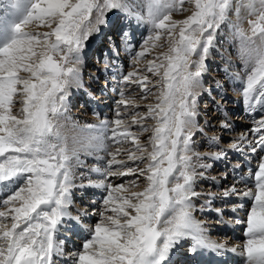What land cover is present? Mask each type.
I'll list each match as a JSON object with an SVG mask.
<instances>
[{"label": "snow or ice", "instance_id": "obj_1", "mask_svg": "<svg viewBox=\"0 0 264 264\" xmlns=\"http://www.w3.org/2000/svg\"><path fill=\"white\" fill-rule=\"evenodd\" d=\"M22 2L13 0L10 7L19 11ZM184 2L147 0V15L137 16L151 27L142 49L134 52L133 64L163 47L158 42L165 34L168 50L146 62L147 73L157 77V83L148 74L130 71L122 75L121 84L138 86L142 97L154 96L156 102L147 104L146 112L133 114L130 121L121 118L118 107L112 120L83 126L73 123V128L86 135L73 137L78 147L71 150L55 121L65 116L70 90L81 86L85 43L101 31L106 14L126 10L127 5L124 0H28L11 35L6 34L0 18V191L5 196L0 200V264H56L55 257L64 255V241L58 239L60 227L65 217H71L73 190L78 187L102 189L105 195L99 219L94 225H84L87 235L82 249L70 254L72 264H176L173 257L185 241H191L190 251L196 255H202V250L237 252L236 247L228 249L213 241L193 216V198L199 194L193 187L197 165L190 155L205 57L231 0H187L194 4L191 15L174 20L172 13L180 11ZM33 23L50 30H27ZM249 23L254 34L264 37V15ZM194 55L198 59L193 60ZM119 95L117 104L126 106L127 116L128 108L135 107L133 99L125 87ZM242 96L247 111L262 114L252 129L258 139L247 141L248 149L256 153L264 150V58L251 67ZM15 100L22 104L18 115L13 114ZM148 119L154 123L146 124ZM133 125L140 132L130 131ZM221 127L229 126L225 122ZM144 133L150 134L141 143ZM216 139L210 138L212 142ZM129 140L132 149L113 150V145ZM245 140L247 135L242 134L230 149L243 151L240 141ZM122 152L127 160L117 159ZM225 154L221 149L206 155L218 159ZM81 155L103 162L90 169L101 179L90 180L88 185L75 183L74 169L83 164ZM145 160L143 168L128 165V161ZM130 175L136 179L127 184L114 185L109 180ZM140 178L146 186L131 191ZM250 178L254 191L249 188L241 193L233 185L223 197L251 198L246 240L239 255L242 264H264V157L254 176L250 170Z\"/></svg>", "mask_w": 264, "mask_h": 264}, {"label": "bare ground", "instance_id": "obj_2", "mask_svg": "<svg viewBox=\"0 0 264 264\" xmlns=\"http://www.w3.org/2000/svg\"><path fill=\"white\" fill-rule=\"evenodd\" d=\"M0 1L2 2V3L0 2V5L1 4L3 5L2 7H0L1 8L0 9V18H3V20H4V27H5L6 34L7 35H11L12 25L15 24L16 22L20 21V19L22 18L23 12L27 8L28 0H23L21 9L19 11H17L15 9H13L12 7H10L11 3L13 2V0H0ZM124 2L127 5V9L126 10H112L113 13H114L113 16L111 18H108L106 16V23L101 26V31L99 33H96L94 35V38H93V41L94 40L97 41L98 38L104 34L105 31L109 30V32H110V31L113 30L112 28H114V30L117 31L118 28H119V32L117 33L118 36L114 33L112 36L109 37L110 38L109 40L111 41V39H112V46H111L112 51H111V53L113 54V52L116 53L118 51V54H119L120 58H121V56H124V54H122V50L120 49V47H122L123 45L120 44V42L117 45L116 44L117 40L124 39V47L129 46V45H131L130 43H133L134 40H136L137 38H139V35H141V33H143V31H145V30H147V38H148V34L150 33L149 29L151 27V25L146 20H142V19H138L137 18V16H146L147 15V8H146L147 0H124ZM192 5L191 6L190 5L189 6L186 5L185 7L191 8ZM185 11L186 10L184 8V12ZM184 12L181 13V14L179 13L180 15H177L174 12L175 15L172 14V18L174 20H184V19H186V16H188L190 13L189 14H187V13L185 14ZM239 15H240V13H239ZM231 16H236V15L232 13ZM118 20H119L120 23L117 25V27H112L114 25V21L116 23ZM47 29L48 28L46 26H44V25H37L35 23L30 24L27 27V30L35 31V32H46ZM219 29L222 30L221 27H219ZM48 30H50V29H48ZM222 32H224V31L222 30ZM222 32L221 33L220 32L216 33L217 35L215 36L216 38H214L215 40H214L213 45L215 47H217V46L219 47L218 50H219L220 56H222V60L224 58L225 61H226L225 63H227V64H229L231 66V67H229V66L228 67L231 68L232 71H235V73L237 74L238 70H240V68L237 67V60H236V58H231L230 57L232 55V53L226 52L229 49V45L227 43L230 44V42H231V40L229 39V33L228 32L227 33L224 32L222 34ZM120 36H122L124 38L119 39ZM165 36H166V34H165ZM221 37L222 38L223 37L225 38V41L223 39V41H224L223 47H221L220 45H218L219 38H221ZM164 39H166V38H163L162 37V39L158 43L161 44L162 41H164ZM128 43H129V45H128ZM107 45H109V44H107ZM84 49L85 50H83V52H82V62H81V65H80L81 86L80 87H74L73 89L70 90L71 95L69 97L68 107L70 108L71 107V103L73 101L74 102L76 101L77 96L79 97V100L81 98H83L85 101H87V103L86 102H85L86 104L85 103H83V104L77 103L76 107L78 105H80V108L83 107L85 109H86V107L87 108L92 107L91 104L93 103V101L92 100L89 101V97H88V95H89V96H91L93 98H99V99H97L94 102V104H98L99 103L100 106L103 107V111H104V110H107L105 108H107L108 104H110V102L112 101V97H114L113 95H117V97L114 98L115 99L114 100L115 102L113 101V103H114V106L113 107L115 108L114 109V113L116 112L117 108L119 107V108H121L123 110V111L121 110L122 114H124V110H125V107L126 106H124V105H119L118 106V105L115 104L120 99L119 92H120V88L121 87L118 89V87H116V86L114 87V86H111L110 85L111 88L108 91H106V92H105V89L104 90L101 89L102 87H104L103 86L104 84L107 85V87H108V82L109 81L108 82L106 81L108 75H106L105 72L103 73L104 77H99L102 80L94 81L91 84L92 89H89V87L86 86L87 84L82 82V79H83L82 73H85V72H87V74H91L92 73L94 75V76L92 75L94 78H96L95 75L97 74V71H92V69H90L89 67H87L88 62L86 63V65H84V62H83L84 59H85L84 56H86V53L88 51V49H86V46H85ZM97 49H100L98 45H97ZM123 53H125V51ZM88 54L90 56V53L89 52H88ZM216 55H217V53H216ZM111 56L113 57V55H111ZM212 58H213V56H212ZM218 59H220V58H217V60ZM92 60H94V59H92ZM210 60H212V59H210ZM89 61L91 62V60H89ZM113 61H114V59H113ZM222 62L224 63V60ZM93 63L94 64L91 65V67H93L94 65L97 66V67L99 65H102V67H103V65H104L103 63H100L99 57L97 59V62L96 63L93 62ZM115 63L116 62L114 61V64ZM242 65L244 66V68L247 67V65H245V64H242ZM97 67H95V68H97ZM102 67H100L99 69L101 70ZM222 67H224L223 64L220 65V69H222ZM206 70H208V69H207V66L205 65V69H204V71L202 73V76H201V87L197 90L198 91V97H199V95L201 96V92L202 91H204V94L206 92L209 93L208 96H210V99L212 100V103L211 104L213 105L211 107L212 108L214 107L213 110L216 111V114L213 115L212 113L209 114V113L201 112L200 109H199V107L197 106V109H199L200 116L203 117V121L204 122H208V120H209V116L208 115L211 116V114H212L213 116L216 115V117H218L219 115L221 116L220 117L221 119L219 120V123L217 124L219 126L218 127L219 129H217L216 131L214 130V132H210V133H212V135H215V134H217V133L220 132V130H221L220 129L221 128L220 125L222 123H225V120H227V124L229 126L228 129H231V127H232V129H234L233 128V125H235V124L238 123L239 125H238V127H236L235 131H231V132H234L235 133V137L236 138H238L242 134H246L247 135V140L240 141L241 147L243 148V151H241V152H245L246 153L249 150L248 147H247V141L248 140L253 141L254 139H256L257 136H255L254 133L252 132V129L255 126L254 127H251V128H247L248 123H246L245 119H244L245 122H243L240 119V116H239V113L238 112H240L241 111L240 108H242L241 113L243 114V112H246L250 118H251V113H253V112L247 111L246 110V105L244 103H241L240 100L238 99V96L239 95L237 97H234V95L237 94V93H234V91L232 89H230V88H229V90H232V91L229 93L228 90H225L222 87V85H223L222 83L220 84V89H221L220 92H219L220 93V95H219L220 98L217 101L216 100V97L214 96L215 94L212 93V91H211V88L213 89V87H215L214 86L215 82H212V79H214V81H217V79H218L217 83H220L222 81V79L221 78L220 79L217 78V75H216L217 73L212 72V71H209L207 73ZM89 71H91V72H89ZM221 71H226L225 67H224V70L222 69ZM99 73H102V72H99ZM21 75H26V74L25 73H21ZM235 79L238 80L237 76H236ZM111 80H114V79L111 78ZM240 81H243L244 82V79L242 78ZM97 82L99 83V86H98V88L100 89L99 91H96L97 86L94 84V83H97ZM237 83H239V82H237ZM113 87L115 88V90H113ZM217 87H218V85L216 86V89H217ZM84 93H86L85 97L83 95ZM231 93H233V96H232ZM116 98H117V100H116ZM204 100H205L206 104H209L206 99H204ZM214 100H216V101L214 102ZM197 102H198V99H197ZM135 103H136V100L133 99V104L136 107L137 104H135ZM73 110L74 109H72V107H71L70 108V111L72 112V114H73V112H75ZM67 111H69L68 108L66 110L65 115L68 118V120L72 122V119H74L73 118L74 116H72V115L69 114L70 111L68 113H67ZM95 111H96V109H95ZM135 111L136 110L134 108H128V115L127 116L124 115V119H127L128 121H130L131 120V116L133 114H135L134 113ZM79 113H82V115H84L85 120H81V122H83V123H88V120H89V122L91 124H96L97 121H100L101 119L102 120H108V118H109V115H106L103 118H101V117L94 118L95 116H93L91 113H89L87 111L86 112H79ZM141 113H142V111H141ZM260 113L261 112H259V114ZM88 115H91L90 118L88 117ZM237 116H238V118H237ZM234 117H235V119H234ZM256 117H257V115H256ZM257 118H255V120ZM238 119L241 120V122L240 121H237ZM233 122H235V123H233ZM199 126L202 127L201 125H199ZM215 126H216V124H215ZM198 131L200 133V136H201V134H203L206 137H209L210 138V134L207 133V132H205V129H199ZM262 133H264V132L262 131ZM221 136L222 135H220V137ZM213 137H216L217 138L216 141L214 142L215 143V151H213V152L211 150L210 151L209 150L207 151V150H205V148H204L203 151L200 150V153L203 154V155H201L202 157L199 155L201 157V159H199L200 161H197L196 160V162H195V164L197 165V162L200 163L205 156H206V158L207 157L209 158L207 160V164H206L207 167H199V166H197V168H196L197 175H196V180H195V183L194 184H196V183H199V184L197 185V189L194 190V191L196 193H198L199 195H197L196 197L193 198V204H194L193 216L207 230V235H208V229H211V228L213 229V224L215 223V220H214V209L217 208V207H219L218 201H220L222 199V202L220 203V205H221L223 202H225L228 198L231 197L232 200L230 201L229 204H232L233 205L236 202V201H234L235 194L230 195L229 197L225 198V197H223V192L226 189H230L233 185L240 192H243L244 190H246V188L244 186L236 185L235 183H233L229 179V177L226 178V176H227L226 169L228 168L227 166H224L223 164L220 165V166H218L219 163L222 162V160H223V158L225 156H231V151L228 148H229V145L235 140L234 135L232 134V136L228 140H223L222 139V141L229 142L228 144H224L222 148H221L222 144H220V142L221 143H223V142L220 140V137H218L216 135L213 136ZM200 138L201 137H198V139L195 140L194 143L199 142V139ZM140 140H142L141 137H140ZM200 140L202 141V139H200ZM128 142H131V143H128ZM128 142L123 143L121 146H117V145L116 146L117 147H123L125 149L132 148V147H129V146L132 145L133 142L131 140H129ZM217 147H218V149H217ZM221 149L226 150V154L224 156L218 158V159L206 155L208 152L218 153V152L221 151ZM194 154H196V152H194V151L192 153H190V155H194ZM195 156L193 158V163H194V160H195ZM262 157H264V154H262L260 156V158L258 160V164L260 163V160H261ZM108 159H109V157H108ZM203 162H205V160ZM73 163H74V161H73ZM130 163H133V166L132 167L143 168V167H145V164L147 163V161L144 164H142V165L141 164H138V161H131ZM203 164L205 165V163H203ZM99 165L100 166H103V162H100ZM211 165L213 166L212 168L214 170V173H213V176L212 177H207L206 173L207 174L210 173V170H207V172H206V170L204 171L203 168L208 169L209 167H211ZM93 166H95V164H92V166L91 167H88V168H92ZM214 167H215V169H214ZM81 169L82 168H79V171H77V172H80L81 174H83V176H85L87 179L86 180H83V181H81V179L80 180L79 179H76L75 180V183L77 185H80V184L88 185L90 180L91 181H95V180H98V179H101L102 178V177H100V178H92V177H89L88 178L87 175H86L87 171L85 173V171H81ZM80 175L78 174V176H80ZM130 177H131V175H130ZM200 177L203 180L204 179L205 180H209L210 182L207 183V184H205V185H202L203 182H198V180L200 179ZM111 180L113 182L115 181L114 178H112ZM201 185H202V187H200ZM219 185H222V187H220ZM145 186H146V182H145ZM145 186H143L141 189H133V190L131 189V191H142ZM97 190L102 191L101 189H96L94 187H78V188L74 189L73 190V197H72L73 198V203H72V205L69 208V211L71 213V217H66L65 222L69 223L70 219L73 221V218L72 217H76V216H81V219H79V220H80V224H82V225L83 224H89V223L95 222V220L97 218H99L98 213L102 210V204H103V200H100L99 201L95 197V195L97 194L96 193ZM91 193H95V194H91ZM104 195H105V193H104ZM104 195H102V199H103V196ZM80 197H82V201H80V202L77 203L76 199L77 198H80ZM81 210H83V212H86L87 215H82ZM109 214H111V213H109ZM66 230H68V228H67V226H64V230L63 231L65 232ZM227 237H228V234L225 235V236H221L220 238L221 239H226ZM217 238H219V237L217 236ZM58 239L59 240H62L60 237ZM220 241L221 240H219V242ZM221 242H226V241H223L222 240ZM63 251H64V255L63 256L55 257L56 264H61V262H60L61 259H67V257H69L71 253L75 252V250L74 251H72V250L67 251V248H66L65 245H63Z\"/></svg>", "mask_w": 264, "mask_h": 264}, {"label": "rangeland", "instance_id": "obj_3", "mask_svg": "<svg viewBox=\"0 0 264 264\" xmlns=\"http://www.w3.org/2000/svg\"><path fill=\"white\" fill-rule=\"evenodd\" d=\"M1 2V1H0ZM2 3V2H1ZM232 3H233V8L230 10V16H231V14L233 13V14H235L236 16L237 15H239V13H240V10H239V8L238 7H236L235 5L237 4V0H232ZM186 5H192V4H190V3H188L187 2V0H185V2L183 3V4H181L180 5V11H176L175 13L177 14V15H180L181 13H183L184 12V8H185V14L187 13V14H189V15H191V13H192V11L194 10V4L192 5V7L191 8H187V7H185ZM3 5L1 4L0 5V7H2ZM1 9V8H0ZM175 13L173 12L172 14H174L175 15ZM180 13V14H179ZM113 11L111 10V12L109 13V14H106V16L108 17V18H111L112 16H113ZM188 15V16H189ZM188 16H186V18L188 17ZM121 17V16H120ZM134 21V20H133ZM122 22V21H121ZM120 22H119V20L115 23V21H114V25L112 26V27H117V25L119 24ZM116 25V26H115ZM220 27L222 28V30L225 32V33H229V29H230V24L229 23H222L221 25H220ZM113 29V30H112ZM111 30L112 31H110L109 32V30H107V31H105L104 32V36L102 35V36H100L99 38H98V40L97 41H93V38H94V35L96 34H93V36L90 38V40L89 41H87L85 44V46H86V49H88V51H87V53H86V56H84V65H86V63L88 62V64H87V67H89L90 69H92V71H97V74L95 75L96 76V78H94L93 76V74L91 73V74H87V72H85V73H82V76H83V79H82V82L83 83H86L85 85L87 86V87H89V89H92V87H91V84L94 82V81H97V80H102L101 78H99V77H104V75H103V73L105 72L106 73V75H108V77H107V79H106V81L108 82V81H111V83H110V85L111 86H116V87H118V89L120 88V87H122L123 85L121 84V77H122V75L123 74H127L128 72H130V71H140L141 72V74H148L149 75V77H150V79L152 80V82H153V84H155V83H157V80H158V78L157 77H153L152 76V74L151 73H147V67H146V62L148 61V60H153L156 56H158L160 53H162V52H166L167 50H168V44H167V39H164V41H162V43H161V45H163V47H157V48H155V49H153L151 52H149V53H146L145 54V57H143V58H141L140 59V62H139V64H137V65H134L133 64V56H134V52H136V51H140L141 49H142V46L144 45V42H145V40L147 39V30H145V31H143V33H141V35H139V38H137L136 40H134L133 41V43H130L131 45H129V43H128V45L129 46H126V47H124V39H122V38H124V37H122V36H120V38L119 39H122V40H117V42H116V44L118 45V43L120 42V44H122L123 46L122 47H120V49L122 50V54H124V56H121V58H120V56H119V54H118V51L116 52V53H114L113 52V54L111 53V51H112V48H111V46H112V39H111V41L109 40L110 38V36H112L114 33L117 35V33L119 32V28H118V30L117 31H115L114 30V28H112ZM222 30H220L219 28L217 29V31H216V33H218V32H222ZM46 31H49L48 29L46 30ZM224 32H222V34L224 33ZM150 35V33L148 34V36ZM217 34H215V36H216ZM118 36V35H117ZM214 36V38H216ZM104 37V38H103ZM143 37V38H142ZM163 38H166V36H164ZM223 39H224V41H225V38L223 37H221V38H219V43H218V45H220L221 47H223V45H224V41H223ZM215 40V39H214ZM92 41V42H91ZM107 44H109V45H107ZM228 45H229V49L226 51V52H228V53H232V55L230 56L231 58H236V51H235V44H234V42L233 41H231L230 42V44L229 43H227ZM97 45L99 46V48L100 49H97ZM88 46V47H87ZM104 46V47H103ZM103 47V48H102ZM126 48V49H125ZM218 46L217 47H215L214 45H212V46H210V49H209V52H208V54L206 55V57H205V61H204V63H205V65L207 66V69L208 70H206V72L208 73L209 71H212V72H215V73H217L216 75H217V78H221L222 79V81L220 82V83H217V81H218V79H217V81H214V79H212V82H215V84H214V86L215 87H213V89L211 88V91H212V93H214L213 95L216 97V100L218 101V99L220 98L219 97V95H220V84L222 83L223 85H222V87L225 89V90H228V92L230 93L232 90L234 91V93H237V94H235L234 95V97H237L238 95V97L239 98H241V100H243V96H242V92H243V86H244V83L246 82V79H247V76H248V74L251 72V67H249L248 65H247V67H245L244 68V66L242 65V63H241V61L240 60H238L237 58H236V60H237V67H239L240 68V70H238V72H237V74L235 73V71H232L231 70V68H229V67H231L229 64H227V63H225L226 61H225V59L223 58V60H224V63L222 62L223 60H222V56H220V54H219V50H218ZM158 49V50H157ZM222 49V48H221ZM85 50V49H84ZM127 50V51H126ZM125 51V53H123ZM231 51V52H230ZM88 52L90 53V56H89V54H88ZM235 52V53H234ZM105 53V54H104ZM216 53H217V55H216ZM215 54V55H214ZM100 55V56H99ZM111 55H113V57L111 56ZM209 56V57H208ZM212 56H213V58H212ZM217 56V57H216ZM235 56V57H234ZM98 57H99V61H100V63H103L104 65H103V67H102V65H99L98 67L97 66H93V67H91V65H93L94 63L93 62H97V59H98ZM105 57V58H104ZM217 58H220V59H218L217 60ZM57 59H59L58 57H57ZM92 59H94V60H92ZM113 59H114V61L118 64V65H116V63L114 64V61H113ZM192 59L193 60H196V59H198V56H193L192 57ZM210 59H212V60H210ZM89 60H91V62L89 61ZM217 60V61H216ZM217 62V63H216ZM207 63V64H206ZM221 64H223L224 65V67H225V69H226V71H221L222 69L224 70V67H222V69H220V65ZM229 66V67H228ZM243 66V67H242ZM95 67H97V68H95ZM100 67H102L101 68V70L99 69ZM95 68V69H94ZM105 68V69H104ZM100 70V71H99ZM87 71V70H86ZM89 72H91V71H89ZM99 72H102V73H99ZM223 74H222V73ZM227 72V73H226ZM93 75V76H92ZM110 76V77H109ZM236 76H237V78H238V80L237 79H235L236 78ZM241 76V77H240ZM111 78H113L114 80H111ZM244 79V82L243 81H240L241 79ZM89 79V80H88ZM240 79V80H239ZM237 82H239V83H237ZM207 83V82H206ZM96 86H97V89H96V91H99L100 89L98 88V86H99V83H94ZM207 85V84H206ZM218 85V87H217V89H216V86ZM123 87H125V89H126V95H129L132 99H135L136 100V103L135 104H137L136 105V107H134V109L136 110L134 113H141V111H142V113H144V112H146L147 111V108H146V105L147 104H150V103H152V104H154L155 102H156V100H155V98H154V96H148V97H142L141 96V89L138 87V86H136V85H132V86H123ZM233 87V88H232ZM229 88L230 89H232V90H229ZM121 89V88H120ZM94 90V89H93ZM158 91V89L157 88H152V92L153 93H156ZM232 94V96H233V93H231ZM258 94V93H257ZM84 95H85V93H84ZM209 95V93H205L204 94V91H202L201 92V96L199 95V97L197 98L198 99V102H197V106L199 107V109H200V111L201 112H204V113H212L213 115L214 114H216V111H214L213 110V108L211 107V106H213L211 103H212V100L210 99V96H208ZM114 97H112V102H111V104L107 107V110H111L109 113H108V115H109V118H108V120H112V118H115V113H114V109L115 108H112L111 109V106H112V104H113V100H115L114 98L115 97H117V95H113ZM204 99H206L207 100V102L209 103V104H206V102H205V100ZM116 100H117V98H116ZM138 100V101H137ZM216 100H214V102L216 101ZM115 102V101H114ZM138 102V103H137ZM77 103H79V101H78V97L76 98V101L74 102H72L71 103V107H72V109H74L73 111H75V112H73V114H72V112L70 111V108L68 107V110L70 111H67V113L69 112V114L70 115H72V116H74L73 118L74 119H72V123H76V124H78V125H80V126H83V125H87V124H91L90 122H89V120H88V123H83V122H81V120H85V118H84V115H82V113H79V112H86L87 111V108L85 109V108H80V105H78L77 107H76V105H77ZM116 105H118L117 103H115ZM205 104V105H204ZM17 106V107H16ZM76 108H75V107ZM208 107V108H207ZM22 108V104H21V102L19 101V100H15V102H14V104H13V114L14 115H18L19 114V111H20V109ZM81 109V110H80ZM120 109V111L122 110L121 108H119ZM199 109H197V113H198V115H197V118H196V121H197V129H205V132H207V133H209L210 134V138L211 137H213V136H218V137H220V135H224L223 137L221 136L220 137V140L222 141V139L223 140H228V139H230V137L232 136V134L234 135V137H235V133L234 132H231V131H235V129H236V127H238V126H233V128L234 129H232V127H231V129H228V128H220L221 130H220V132L219 133H217V134H215V135H212V133H210V132H214V130L216 131L217 129H219L218 127V123H219V120L221 119L220 117V115L218 116V117H216V115L215 116H213L212 114H211V116L210 115H208L209 116V120H208V122H204L203 121V117L202 116H200V113H199ZM123 111V110H122ZM206 111V112H205ZM78 112V113H77ZM89 112V111H88ZM90 113V112H89ZM122 113V112H121ZM218 113V112H217ZM239 113V116H240V119L243 121V122H245L246 121V123H248V126H247V128H249V123H251L250 121H249V118L247 117V115L245 114V112H243V114L241 113V111L240 112H238ZM241 114V115H240ZM261 114V113H260ZM259 113H257V119H259L260 117H261V115H260ZM260 115V116H259ZM66 116V115H65ZM90 116L91 115H88V117L90 118ZM242 116V117H241ZM104 116H101V118H103ZM122 118H124V114H122V116H121ZM126 118V117H125ZM237 118H238V116H237ZM243 118V119H242ZM107 119V118H106ZM234 119H235V117H234ZM244 119H245V121H244ZM102 120V119H101ZM100 120V121H101ZM241 120H237V121H240L241 122ZM248 120V121H247ZM255 120V119H254ZM254 120H252V121H254ZM99 121H97V123H98ZM225 122L227 123V120H225ZM145 123L146 124H148V125H152L153 123H154V121H152L151 119H148V120H146L145 121ZM207 123V124H206ZM213 123V124H212ZM254 123V122H253ZM215 124H216V126H215ZM199 125H201L202 127H200ZM221 126V125H220ZM254 127V126H253ZM137 128V129H136ZM251 128V127H250ZM197 129H194V132H195V135H194V142H195V140H197L198 139V137H201L200 139H202V141L199 139V142H197V143H193V151L194 152H196V154H198V155H203V154H201L200 153V150L201 151H203L204 150V148H205V150H211L212 152L213 151H215V143L214 142H212L211 140H210V138L209 137H206L205 135H203V134H201V136H200V133H199V131L197 130ZM130 131H132V132H140V127L138 126V125H133V126H131V128L129 129ZM150 133H144V134H142L140 137L142 138V140H141V143H144V142H146V140H147V137H148V135H149ZM212 135V136H211ZM235 139H236V137H235ZM211 141V142H210ZM223 143H221L220 142V144H222V146H221V148L223 147V145L224 144H228L229 142H227V141H222ZM128 143H131V142H128ZM211 145V146H210ZM117 146H121V145H117ZM117 146L116 145H113V150H115V148H117ZM133 144L132 145H130L129 147H132L133 148ZM199 146V147H198ZM132 148H129V149H132ZM203 148V149H202ZM209 148V149H208ZM217 149H218V147H217ZM150 150V149H149ZM208 153H211V152H208ZM207 153V154H208ZM102 155H105L106 156V154H104V153H102ZM194 156H195V154L193 155V158H194ZM202 157V156H201ZM204 157V156H203ZM110 158V157H109ZM80 159L83 161V164H81V165H83V166H86L87 168H88V166H92V164H95V165H97L99 162L95 159V157H87V156H84V155H81V157H80ZM105 159H108V157L106 156L105 157ZM117 159H120V160H127V154L126 153H124V152H122L121 154H119L118 156H117ZM201 159V158H200ZM209 158L207 157L206 158V156L202 159V161L200 162V163H198L197 162V166H199V164L200 165H204L203 163H205V165L207 164V160H208ZM196 160L197 161H200L199 159H197L196 158V156H195V160H194V164H195V162H196ZM205 160V162H203ZM131 161H128V165H130V167H132L133 166V163H130ZM146 162V160L145 161H143V162H140V161H138V164H144ZM74 163H75V161H74ZM212 164V163H211ZM80 165V166H81ZM213 166L211 165V167H209L208 169H205V168H203V170L205 171L206 170V172H207V170H210V173H206V175H207V177H212L213 176V173H214V170H213V168H212ZM197 168V167H196ZM214 169H215V167H214ZM218 169V168H217ZM85 170V168L84 169H81V171H84ZM219 170V169H218ZM77 171H79V168H77V167H75V169H74V172H75V180L76 179H81V181H83V180H86V177H84L83 175H80L81 173L80 172H77ZM78 174L80 175V176H78ZM112 178L110 177L109 178V180H110V182L112 181L111 180ZM115 179V181L113 182L112 181V183L115 185V184H117V183H125V184H127V183H129L130 181H132V180H135L136 179V175H131V177L130 176H125V177H120V178H114ZM96 181V180H95ZM145 180L143 179V178H140L139 180H138V182H137V186L136 187H134V188H132V190L133 189H141L143 186H145ZM198 182H203L202 183V185H205V184H207V183H209L210 181L209 180H203L201 177H200V179L198 180ZM199 183H196V184H194L193 185V187H194V190H196L197 189V185H198ZM202 185L200 186V187H202ZM220 187H222V185H219ZM99 218H97L96 220H95V222L98 220ZM95 222L93 223V225L95 224Z\"/></svg>", "mask_w": 264, "mask_h": 264}, {"label": "clouds", "instance_id": "obj_4", "mask_svg": "<svg viewBox=\"0 0 264 264\" xmlns=\"http://www.w3.org/2000/svg\"><path fill=\"white\" fill-rule=\"evenodd\" d=\"M240 10V15L230 16L231 7L225 11L223 23H229V39L235 44L236 58L242 64L254 67L257 61L264 58V37L253 33L249 21L255 22L261 15H264V0H237L235 5ZM62 135L67 137V147L71 150L78 147L73 143V137L82 138L79 128H73L72 122L66 116L59 117L55 121ZM54 143L56 141H53Z\"/></svg>", "mask_w": 264, "mask_h": 264}]
</instances>
